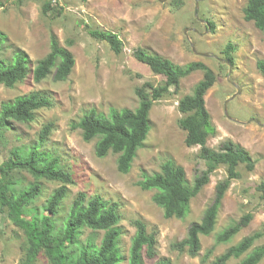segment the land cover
<instances>
[{"label":"rangeland","instance_id":"rangeland-1","mask_svg":"<svg viewBox=\"0 0 264 264\" xmlns=\"http://www.w3.org/2000/svg\"><path fill=\"white\" fill-rule=\"evenodd\" d=\"M0 63L11 64L18 55L24 56L30 69L29 76L9 88L0 84V107L33 92H43L54 106L36 112L29 124L12 121L0 133V166L13 157L14 149L37 148L60 159V164L74 178L68 185L69 194L54 218L60 224L68 215L80 193L88 198L100 195L118 206L122 229L120 242L124 260L129 264L131 242L136 233L132 220L141 219L149 233H157V256L145 264H156L161 259L172 264H212L231 247L256 232L264 233V200L258 187L264 182V77L257 62L264 60V35L253 21H247L244 9L248 0H0ZM45 2L51 3L48 14L43 13ZM103 29L117 33L123 42L122 52L116 54L108 43L93 38L90 29ZM197 30V31H195ZM60 45L71 51L74 67L67 80L54 81V73L41 82L33 78L38 61L51 52V35ZM195 45L197 53L192 49ZM232 45L231 67L226 59V48ZM147 49L186 65L203 62L216 75V82L205 96L216 135L208 138L207 145L219 149L227 140L244 147L255 160V168L248 171L239 166L241 178L233 180L226 192L213 233L201 235V250L191 257L173 248L181 243L192 224L200 222L213 203L216 186L227 178L225 166H220L210 182L191 200L190 212L184 219L166 218L161 207L155 204V191L138 186L142 172L154 174L173 159L185 169L187 180L193 185L197 174L207 167L199 158L200 146L188 147L186 132L179 126L182 118L179 100L192 94L203 79L197 71L182 79L178 93H171L156 101L151 110L152 128L139 149L128 174L118 171V155L110 153L99 158L95 153L96 140L86 142L83 131L76 127L84 114L96 109L109 116L110 109H131L139 106L136 89L145 82L162 85L165 77L155 75L140 63L134 52ZM201 53L209 56L200 55ZM239 87H235L234 84ZM173 89V88H172ZM227 107V113H226ZM54 124L50 137L40 141L42 129ZM12 170V169H11ZM1 175V173H0ZM16 189L22 190L37 180L26 171H11ZM43 195L29 207L31 216L45 213L44 207L52 193L61 186L58 182L38 180ZM251 213L252 220L227 243H217L223 230ZM103 232L86 229L82 239L94 238L99 245ZM264 245V236L239 258L226 264H237L255 247ZM27 237L8 215L0 214V264H20L25 259ZM36 264H49L42 253ZM264 264V259L259 263Z\"/></svg>","mask_w":264,"mask_h":264},{"label":"trees","instance_id":"trees-1","mask_svg":"<svg viewBox=\"0 0 264 264\" xmlns=\"http://www.w3.org/2000/svg\"><path fill=\"white\" fill-rule=\"evenodd\" d=\"M0 6L2 3L0 2ZM51 3L45 2L43 13L48 14ZM247 21H253L264 35V0H248L244 9ZM90 35L109 44L111 50L120 54L123 42L117 33L103 29H90ZM3 37L0 36V48ZM235 48H226V59L233 64L230 55ZM134 57L147 65L155 75L165 77L162 85L155 86L145 82L136 89L139 106L135 110L111 108L109 116L100 114L96 109L87 111L76 127L83 131L86 142L96 140L95 153L105 158L110 153L117 154L118 171L128 174L152 128L151 110L156 101L171 93H178L182 79L194 72L202 71L203 79L196 84L192 94L182 97L178 110L182 115L179 126L186 132L185 143L188 147L200 146L199 158L205 161L207 169L197 174L193 185L187 180L185 169L173 159L161 166L154 174L142 172L138 186L145 191H155L153 200L161 207L166 218L184 219L190 212V203L210 182L211 175L225 166L227 178L216 186L213 203L206 210L202 220L190 226L187 237L173 248L196 257L201 250L200 236L213 233L218 214L232 181L241 178L239 166L245 165L248 171L255 168V160L250 153L233 140L223 142L219 149L207 145L208 138L216 135L211 115L206 107L205 96L216 82L213 70L203 62H191L186 65L175 64L168 58L138 48ZM75 64L71 51L60 45L55 34L51 35V52L34 66L33 78L41 82L54 73V81L67 80ZM27 59L18 55L11 64L0 63V84L12 88L23 82L30 74ZM257 68L264 77V60L257 62ZM173 88V89H172ZM53 99L46 93L33 92L4 102L0 107V133L10 127L12 121L29 124L35 121L36 112L54 106ZM54 124H47L40 133V141L45 142L51 135ZM12 169V170H11ZM26 171L37 182L19 190L13 181L11 171ZM0 214L8 215L13 223L24 230L27 237L26 256L20 264H36L40 255L45 254L49 264H121L125 259L121 253L122 229L119 227L121 216L116 204L106 201L100 195L88 198L80 193L74 200L68 215L56 224L62 202L69 194L68 185L74 184V178L60 164V159L37 148L14 149L13 157L0 166ZM45 179L61 184L48 198L45 213L29 208L43 195V186L38 180ZM264 200V182L258 187ZM252 220V214H245L239 221L223 230L217 236V243H227L234 238ZM136 228L129 251V264H145L144 256L153 259L157 256V233H149L147 225L141 219L132 220ZM103 232L98 245L94 238L82 239L84 231ZM264 236L256 232L245 237L240 243L219 256L212 264H226L231 258H239L247 253L257 240ZM264 259V245L255 247L237 264H259ZM156 264H172L171 260L161 259Z\"/></svg>","mask_w":264,"mask_h":264},{"label":"water","instance_id":"water-1","mask_svg":"<svg viewBox=\"0 0 264 264\" xmlns=\"http://www.w3.org/2000/svg\"><path fill=\"white\" fill-rule=\"evenodd\" d=\"M195 31H197V30H195ZM192 45V49H193V51L195 52V53H197V51H196V49H195V45L194 44H191ZM200 54V53H199ZM200 55H203V56H209V54H204V53H201ZM221 61H224V62H226L228 65H229V67H230V72H231V67H232V64L229 62V61H225V60H223V59H220ZM234 84V83H233ZM235 85V87H237L238 88V91L240 90L239 89V87L236 85V84H234ZM226 113H227V107H226Z\"/></svg>","mask_w":264,"mask_h":264}]
</instances>
